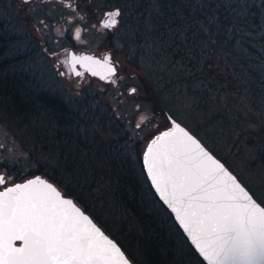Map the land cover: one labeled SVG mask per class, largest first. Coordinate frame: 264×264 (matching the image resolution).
Instances as JSON below:
<instances>
[{
    "label": "rangeland",
    "instance_id": "1",
    "mask_svg": "<svg viewBox=\"0 0 264 264\" xmlns=\"http://www.w3.org/2000/svg\"><path fill=\"white\" fill-rule=\"evenodd\" d=\"M139 1L0 0V33L3 31L7 37L13 38L7 50L0 53V63L10 59L13 64L7 62L8 66L0 69L32 70L35 75L33 94H57L77 119L82 120L78 128L80 136L75 131L70 144L64 140L53 141L45 149L40 138L52 133L55 120L13 118L0 104V168L11 171L9 173L15 180L36 174L49 178L48 174L56 172L62 188L70 186L80 193L101 221L112 232L123 236L135 228V223L129 218V211L122 204L114 181L103 176L101 171L110 168V159L113 172L116 168L126 167L130 159L140 157L143 162L152 140L173 125L172 119L193 132L184 120H195L200 131L194 133L219 158L228 159L231 164L223 161L264 204V166L257 159V149L253 145V140L259 142L258 138L264 141V48L262 51L260 47L254 49L260 56L253 57L259 63L255 65L259 72L256 77L252 71L255 68L253 62L250 61L253 67L246 61L242 66L237 65L253 55L250 51L254 41L241 35L234 42L239 60L229 58L222 50L225 40L218 42L211 35L208 25L212 20L211 16L205 15V6L203 17L193 13L191 21L177 14L175 21L164 20L162 16L156 17L154 22L153 9L161 10V15L162 8L158 4L152 6L156 0H148L150 3L144 9L146 13L142 14V9L137 13ZM213 1L217 2L193 0V3L206 4L207 7ZM256 1L260 6L262 4L264 14V0ZM121 7L127 10L118 15L119 21L111 30L101 24L106 10ZM159 30H164V34H158ZM13 34L22 37L15 41ZM139 34L142 43H139ZM170 47L172 50H168ZM188 47H199L204 56L205 52L211 54L206 56L203 65L209 74L204 84L211 87L207 83L210 78L214 84L210 92L211 102L220 104L230 115L223 123L218 121L216 125L208 123L203 126L204 115L196 111L193 104L201 84L197 81L189 86L177 81L176 72L185 67L180 59L173 64V51L179 52L180 58L185 57ZM71 48L76 52L110 54L118 72L111 81L88 72L74 75L68 64ZM3 74L0 71V80ZM132 87H135L134 91H131ZM157 90L162 91L159 99L155 95ZM170 93L176 99L178 106L174 108L180 117L167 114L162 108L163 98L165 95L169 98ZM117 125L120 128L116 131ZM83 140L91 144L87 155L83 152ZM78 143L80 147L75 150ZM137 171L140 173L139 169ZM156 196L158 199L154 198L153 202L160 206L161 199ZM161 215L166 216L162 212ZM186 247H181L182 254L188 253ZM192 259L193 264H202L196 256L193 255Z\"/></svg>",
    "mask_w": 264,
    "mask_h": 264
},
{
    "label": "trees",
    "instance_id": "2",
    "mask_svg": "<svg viewBox=\"0 0 264 264\" xmlns=\"http://www.w3.org/2000/svg\"><path fill=\"white\" fill-rule=\"evenodd\" d=\"M148 2L150 3L148 0L139 1L136 8L137 13L142 9V14H145L146 11L144 12V9L145 6H148ZM157 4L158 7L162 8L163 14L160 15L161 10L156 11L153 9L154 13L152 19L154 22L156 17L159 19V17L162 16L164 20L168 18L175 21L177 19L175 18L177 17V14H180L182 19L191 21L192 16L194 15L193 13L199 17H203L202 9L203 6H205V9H203L205 10V15L211 16L212 20L210 25H208L211 35H213L214 39L218 42H220L219 40L221 39L222 41L225 40L222 50L228 53L229 58L238 59L235 54L236 48L234 42L243 35L247 39L254 41V46H252V51H250L253 55H251L249 59L242 60L241 64L238 63L237 65L242 66V63L245 61L251 66L252 63H250V61L254 63V66L259 64H257V60L255 58L253 59V57H260L254 51L255 47H260V50L264 48V14L262 11L263 9H261L262 4L260 6L256 0H245L244 2H239L237 0H228V2L217 0V2H210L207 7L206 4L200 5L197 2L194 4L193 0H156V4L154 2L152 6ZM120 10L122 13L127 9L121 7ZM205 20H208L206 16ZM155 25L156 24L154 23L153 29L155 28ZM262 29L263 32H260ZM158 34L163 35L164 30H159ZM139 38H141L139 39V43H142V36H140V34ZM12 41V36L7 37L5 32L2 31V33H0V53H4ZM168 50H172V48L170 47ZM187 53V56L180 58L178 55L179 52L173 51V64L176 59H180V63L183 64L185 69H180L177 72L174 68H170L169 70L173 69L172 71L176 72L178 76L177 81L181 84L185 83L190 86L197 83V81L201 84V87L198 88L199 90L196 91L193 104L196 108L195 110L200 111V113L204 115L205 121L202 124L203 126H206L208 123L216 125L218 121L223 123L226 116L229 117L230 115L222 110L220 104L213 103L214 101L211 102L213 99L211 98L210 92L212 91L211 87L214 88V84L209 80L210 78L207 83L211 87H207L204 84L209 74L206 72L203 65L204 62L207 61L206 56L211 54L205 52L204 56L199 47L194 49L188 47ZM7 62L13 64V61H10V59L8 61L4 60V63H0V68L8 66ZM248 68H250L249 65ZM257 69L258 66H255L252 71L255 73L256 77H259ZM10 78L13 77L10 75L6 76V80L0 82V104L13 118H20L26 121L30 118H51L55 120V126L52 133H46L40 138V142L43 146L42 148L47 149L46 147L49 146V143L52 145L53 141L59 142L64 140V142L68 141L67 144H70V141H72V134L75 133V131L77 132V135L80 136L78 128L80 127V121L82 120L79 118L77 119V115L69 109L67 104L57 94L41 92V94L34 95L33 92H25L20 88L15 89V82L9 81ZM161 92V90L156 91L155 95L157 99H159ZM169 96L170 97L167 98L165 95L163 98L165 100L162 107L164 112L172 116L180 117L175 112L174 107L178 105L175 104L176 99L174 98L173 93H170ZM192 119L193 118H191V120ZM184 121H187V124L193 128L194 132L199 134L198 131H200V126L195 120L191 122L188 120ZM40 125L41 124H38L37 126ZM118 128H120V125H117L115 130L117 131ZM258 139L259 142L253 140V145L257 149V159H259L264 166V141H261L260 138ZM248 140L252 143V138H249ZM83 142L84 151H82L87 155V150L91 148V144L88 145L87 140H83ZM79 147L80 144L78 143V146H75V150L79 149ZM59 157H62L61 154H59ZM110 160L111 168L113 165L112 159ZM223 160L227 164H231L228 159L223 158ZM125 165L126 167L114 169V172L111 171L110 168L101 171L103 176L114 181V184L117 187V194H119L126 210L129 211L127 214L135 223V228L131 229L127 234L124 233L123 236L112 232L109 227L101 221L95 211H92L89 208L80 193L74 189H70V186L68 188H62V183L56 178L58 177V175H55L56 172L51 174L44 173L48 174V176L50 175L49 178L58 184L66 194L73 196L75 200L81 204L109 234L116 238L135 264H193V255L196 256L202 264H206L192 246L176 222L173 214L164 203L160 201V206L154 204V198H158L148 180L144 160L142 162L140 157L138 159L133 158L129 160V164L126 163ZM137 169H139L140 173ZM118 179H121V181ZM142 182L144 183L142 184ZM161 212L166 214V216L163 217ZM185 245L190 251L186 247L188 253L182 254L181 247Z\"/></svg>",
    "mask_w": 264,
    "mask_h": 264
},
{
    "label": "snow or ice",
    "instance_id": "3",
    "mask_svg": "<svg viewBox=\"0 0 264 264\" xmlns=\"http://www.w3.org/2000/svg\"><path fill=\"white\" fill-rule=\"evenodd\" d=\"M110 15L115 17L119 12ZM163 135L166 137L170 133ZM185 136L201 156L211 161L215 169L231 181L230 186L216 188L209 182L215 177L203 173L201 164L193 163L187 152H180L175 147L171 151L164 150L169 166L168 179L174 190L173 200L186 202L192 209L191 216L197 218L196 223L200 227L198 235L193 238L204 240L205 247L200 250L210 258L211 264H264V207L256 204L235 177L213 160L198 141L187 133ZM160 139L154 140L153 145ZM152 152L150 145L148 153ZM3 182V177H0V183ZM36 183L18 184L0 193V264H109L108 250L96 242L95 234L100 230L72 201L60 198L50 184L45 187L55 198L29 188ZM40 183L44 184L43 181ZM9 194L13 195L6 203L4 197ZM64 206H70L75 215ZM185 214H189L187 209ZM81 221L91 225V230L82 226ZM104 239L107 240L106 237ZM13 240L22 241L23 246L13 247ZM107 243L112 245L110 240ZM112 247L115 249V245ZM197 247L200 248V244Z\"/></svg>",
    "mask_w": 264,
    "mask_h": 264
},
{
    "label": "water",
    "instance_id": "4",
    "mask_svg": "<svg viewBox=\"0 0 264 264\" xmlns=\"http://www.w3.org/2000/svg\"><path fill=\"white\" fill-rule=\"evenodd\" d=\"M121 13L120 8H114L110 10L111 13L114 12ZM107 11L106 14H108ZM118 16H115L110 24L111 26L116 25L118 23ZM115 20L116 23L113 24L112 21ZM104 23V21H102ZM69 63L74 75L82 74L88 72L89 74L99 77L105 81H111L116 73L118 72V68L116 63L113 61L110 54H105L104 56L95 54L94 52L82 51L76 52L74 49L69 51ZM115 69V71H113ZM135 87H132L131 91H134ZM173 125L166 129L165 131L158 134L153 140H157L158 137L162 139L158 140L156 144L153 145L151 142L150 145L153 147V152L148 153V148L144 155V165L145 171L147 173L148 179L164 205L169 209V211L173 214L176 222L195 248L200 257L206 262V264H211L210 258L202 252L200 249L205 247V242L202 239H194V236L198 235V229L200 225L196 223L197 218L191 216L192 209L188 208L187 203H179L173 200V187L172 182L168 179L169 176V166L167 163V157L164 155V150L167 148L169 151L173 147H175L180 152H187L190 157L193 158V163L201 164V171L205 174H210V176H214L215 179H209V182L216 185V188L225 187V185L230 186L231 181L228 180V177L220 173L215 167L211 164L206 157H203L199 154V150L196 149V146L187 140L185 133L188 136L192 137L195 141L199 142L200 147L208 153V155L215 161H217L220 165H223L224 170L227 173H230L232 177H235L236 182L252 197V199L256 202V204L264 207L262 204L252 193V191L244 184V182L238 177V175L230 169V167L219 158L207 145L202 141V139L195 134L190 128L185 126L184 124L178 122L175 119H172ZM179 126V127H177ZM183 130V131H181ZM170 133L169 136H164V133ZM149 145V146H150ZM183 159V157H181ZM155 165V166H154ZM29 181H37L34 185H29V188L35 192L44 193L50 197H54V194L48 190L45 185L50 184L59 194L60 198L72 201V204L75 205L76 208L83 213L84 216H87L91 221V224L95 225L96 228L100 230V233H103V236L100 233L95 234L96 242L102 247L106 248L110 254L111 260L109 264H135L134 261L130 258L127 252L124 250L122 245L114 238L111 234H109L96 220L95 218L86 211L81 204H79L75 198L71 195L66 194L63 189L56 184L53 180L49 179L46 176L41 174H36L31 177H28L24 180L17 181L4 189L1 190L0 193H4L8 188H13L18 184H27ZM40 181H43L44 184H41ZM220 181V183H217ZM207 186V185H205ZM209 191L215 192L216 189H209ZM177 196L179 195V189L176 190ZM221 195L225 193H219ZM13 194H9L8 197H4L5 202L7 203L9 197ZM67 208L68 212L72 215H75L74 210L70 206H64ZM187 209L188 215L185 214V210ZM183 221V223L181 222ZM82 226H87L91 230V225H88L87 222L81 221ZM187 225V227H186ZM112 242V245H115V249H119L117 252L112 245L107 243V240ZM7 239V236H6ZM197 244H200V248L197 247ZM13 247H22L23 242L20 240L12 241Z\"/></svg>",
    "mask_w": 264,
    "mask_h": 264
},
{
    "label": "flooded vegetation",
    "instance_id": "5",
    "mask_svg": "<svg viewBox=\"0 0 264 264\" xmlns=\"http://www.w3.org/2000/svg\"><path fill=\"white\" fill-rule=\"evenodd\" d=\"M27 1H30V0H27ZM107 11H109L108 14H106ZM110 14H111L110 10L105 11L104 18L101 20V24L107 26L111 30L115 25L111 26L110 24L111 20L114 18ZM102 21H104V23ZM17 35H15V41H18L19 38L22 37V36H17ZM68 64H69V67L71 68L70 63H69V56H68ZM18 65H20L19 62H17V67H19ZM0 71L4 73L1 76L2 80H0V82H4L6 80V76L10 75L13 78H10L9 81L15 82V89L20 88L22 91H25V92L33 91L32 82L35 79V75L33 74L32 70L30 71L29 69L25 70V69L15 68L13 70H6V71L0 70ZM83 74L84 73H82V75ZM9 172L11 171H7V169L0 168V177H3V180H4L3 183H0V192L5 187L17 181H20L19 179L15 180Z\"/></svg>",
    "mask_w": 264,
    "mask_h": 264
}]
</instances>
